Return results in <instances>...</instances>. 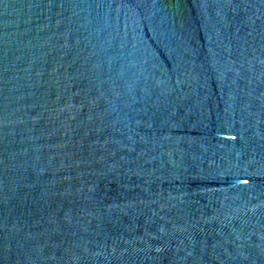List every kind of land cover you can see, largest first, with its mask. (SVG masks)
Here are the masks:
<instances>
[{
	"label": "water",
	"instance_id": "95a60500",
	"mask_svg": "<svg viewBox=\"0 0 264 264\" xmlns=\"http://www.w3.org/2000/svg\"><path fill=\"white\" fill-rule=\"evenodd\" d=\"M0 264H264V0H0Z\"/></svg>",
	"mask_w": 264,
	"mask_h": 264
}]
</instances>
